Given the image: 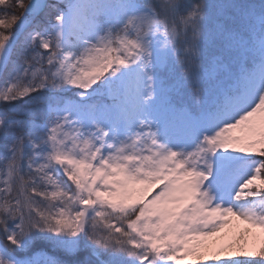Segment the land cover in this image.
<instances>
[{
    "label": "snow or ice",
    "instance_id": "1",
    "mask_svg": "<svg viewBox=\"0 0 264 264\" xmlns=\"http://www.w3.org/2000/svg\"><path fill=\"white\" fill-rule=\"evenodd\" d=\"M0 264H264V0H0Z\"/></svg>",
    "mask_w": 264,
    "mask_h": 264
}]
</instances>
